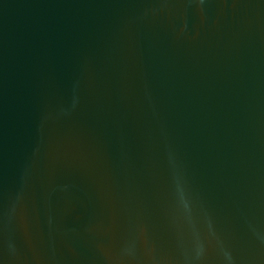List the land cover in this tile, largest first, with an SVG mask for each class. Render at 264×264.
I'll use <instances>...</instances> for the list:
<instances>
[{
	"label": "water",
	"instance_id": "95a60500",
	"mask_svg": "<svg viewBox=\"0 0 264 264\" xmlns=\"http://www.w3.org/2000/svg\"><path fill=\"white\" fill-rule=\"evenodd\" d=\"M0 264H264V0H0Z\"/></svg>",
	"mask_w": 264,
	"mask_h": 264
}]
</instances>
